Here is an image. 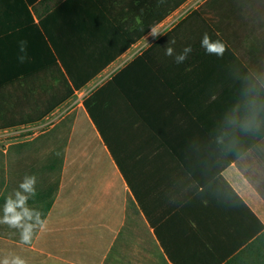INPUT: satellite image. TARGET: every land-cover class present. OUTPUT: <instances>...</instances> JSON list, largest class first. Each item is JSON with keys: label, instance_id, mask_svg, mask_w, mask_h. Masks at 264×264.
Segmentation results:
<instances>
[{"label": "crops", "instance_id": "1", "mask_svg": "<svg viewBox=\"0 0 264 264\" xmlns=\"http://www.w3.org/2000/svg\"><path fill=\"white\" fill-rule=\"evenodd\" d=\"M111 80L99 128L76 98ZM46 124L0 142V264H264V0H0V137Z\"/></svg>", "mask_w": 264, "mask_h": 264}, {"label": "clouds", "instance_id": "2", "mask_svg": "<svg viewBox=\"0 0 264 264\" xmlns=\"http://www.w3.org/2000/svg\"><path fill=\"white\" fill-rule=\"evenodd\" d=\"M159 34L154 28L151 29L150 35L155 37ZM171 43H175V41H171ZM201 47L205 50L207 54H215L217 56L223 55L225 49V45L220 40L213 41L211 37L208 35V33H205L201 39ZM19 50L22 53V55L18 56V60L20 63H24L27 59V41H20L19 43ZM192 52L191 46H186L182 52H180L178 55L174 56L175 50L170 46H165V55L167 56H174L175 62L177 64L183 63L189 56V54ZM35 183H36V177L35 176H26L24 182L20 184V188L23 189L24 192L30 193L32 195H35ZM16 199L12 200L11 197H9L6 200L5 204V217L2 222L9 224L13 227H23V240L24 242H29L31 238V228L32 225H22V221L27 218H32V213L26 208L25 203L28 199L27 196H24L21 194V192H16ZM21 209V211H17V209ZM37 219H39V213H37ZM7 264V262H5ZM15 264H24L23 261H16Z\"/></svg>", "mask_w": 264, "mask_h": 264}, {"label": "trees", "instance_id": "3", "mask_svg": "<svg viewBox=\"0 0 264 264\" xmlns=\"http://www.w3.org/2000/svg\"><path fill=\"white\" fill-rule=\"evenodd\" d=\"M110 60V59H109ZM108 60V62H109ZM101 70V69H100ZM100 72L99 70L92 71L90 75H87L86 77H74L72 72L68 70L69 78L72 81L74 85V89L76 91L80 90L93 78L95 74ZM113 91H117L119 93V88L117 86V83L115 81H108L101 87L94 90L83 102V107L81 109V116L84 117L87 120H91L97 127H101V124L105 122V117L102 116L105 114L104 112V106L106 105V97L110 94H112ZM98 112V115H97ZM100 148L103 150V144L100 143ZM105 157L110 160L107 152H104ZM127 204L134 205V202L132 199H128ZM33 255H35L36 259L39 260L40 257L43 255L39 253L38 251L32 252Z\"/></svg>", "mask_w": 264, "mask_h": 264}, {"label": "rangeland", "instance_id": "4", "mask_svg": "<svg viewBox=\"0 0 264 264\" xmlns=\"http://www.w3.org/2000/svg\"><path fill=\"white\" fill-rule=\"evenodd\" d=\"M107 77L104 79L106 80ZM99 82H95L93 84H97ZM101 83V82H100ZM99 85V84H98ZM84 90V89H83ZM81 93H79L80 95ZM77 99V98H76ZM49 124H46L44 126H41L40 128L34 129L32 131H25V132H19V133H14V134H9L3 137H0V142L4 141V142H11V141H16V140H22L25 138H28L30 136H32L35 132H39L41 130H44Z\"/></svg>", "mask_w": 264, "mask_h": 264}, {"label": "built area", "instance_id": "5", "mask_svg": "<svg viewBox=\"0 0 264 264\" xmlns=\"http://www.w3.org/2000/svg\"><path fill=\"white\" fill-rule=\"evenodd\" d=\"M100 85V82L97 84H92L86 88H84V90H82L80 93V95H78L76 102H81L82 100L86 99L94 90H96V88Z\"/></svg>", "mask_w": 264, "mask_h": 264}]
</instances>
